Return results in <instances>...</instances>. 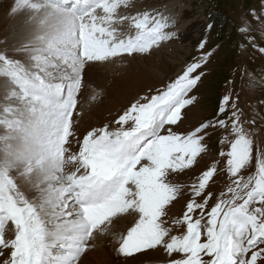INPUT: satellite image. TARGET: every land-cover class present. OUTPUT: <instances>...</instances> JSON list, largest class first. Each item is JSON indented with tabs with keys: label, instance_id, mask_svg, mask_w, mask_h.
Wrapping results in <instances>:
<instances>
[{
	"label": "rangeland",
	"instance_id": "obj_1",
	"mask_svg": "<svg viewBox=\"0 0 264 264\" xmlns=\"http://www.w3.org/2000/svg\"><path fill=\"white\" fill-rule=\"evenodd\" d=\"M53 2L0 0V264H44L51 235L68 228L56 230L64 220H45L19 184L25 142L36 156L49 146L62 156L44 174L56 177L51 191L67 190L88 234L72 264L93 238L112 264H264V0ZM45 6L70 17L56 18L49 38L36 15ZM25 12L43 30L35 42L13 39ZM154 133L140 150L128 145ZM87 175L114 180L93 227ZM150 182L183 188L158 195ZM223 205L240 211L210 220ZM189 217L198 221L188 233Z\"/></svg>",
	"mask_w": 264,
	"mask_h": 264
},
{
	"label": "bare ground",
	"instance_id": "obj_2",
	"mask_svg": "<svg viewBox=\"0 0 264 264\" xmlns=\"http://www.w3.org/2000/svg\"><path fill=\"white\" fill-rule=\"evenodd\" d=\"M177 2L178 1H176V3ZM35 4L38 5L37 3ZM25 14L27 15V19L30 21V24H28L29 21L27 22V20L25 21V23L20 22L21 28L20 27L19 28L21 31L20 30H18L20 32L17 31L18 33H16V35L13 37L14 40L25 39L24 41L26 42L36 41L38 33H41L43 30L35 28V22L32 21L34 16L37 17L39 15L38 17H40V19L44 17L47 20L48 25L45 28H41L45 30L46 38L47 36L49 38L55 36L56 33H59L57 28L55 27L56 18L61 20L62 23L65 25H67L70 18L68 17V14L63 11L62 12H57L55 10L51 11V8L49 6H45L44 8L41 7L38 10V13L36 14L37 16L34 14V12L31 13L25 12ZM2 83L4 87L7 85L5 81H3ZM149 132H153V130ZM25 137L27 139L30 138L29 131L25 132ZM145 137L146 135L143 134L140 137L133 139L132 146L134 147L139 146V144H141L142 140ZM20 151L21 152L20 154H17L16 159L19 162H22V164L30 165L29 167H27V165L25 167H20L19 177H18L20 186L39 198L40 202L43 204L41 205L40 209L42 210V214L44 215L45 220L48 221H53L57 219L64 220L65 223L63 222L57 223L56 230L62 228L64 225L68 226V228L64 230V232H62L60 235L56 236L54 235V233L51 235L50 237L51 239H49L48 241L49 243H48L47 251L45 252L46 255H45L44 264H72L73 261L78 258V254L80 252V249L82 248V244L84 243V240L88 234H86V232L83 231L85 230V226L81 225L82 220L77 218L78 217L77 215L79 214L78 209H74V208L69 209L71 207H69L68 203L66 202L67 200H65V202L63 201L64 198L66 199L65 195L67 190L64 189L63 191L57 189L56 192L50 190V185L54 183L56 177L55 176L51 177L49 175H45L44 173L45 170L50 171L57 168V165L59 163L57 160H54L52 156L51 157L48 156L49 158L46 156L43 157L36 156V152H34L32 148L29 147V144L27 142H25L23 149L21 148ZM55 197H56V201H55ZM96 235L94 237H96ZM97 239L98 238L91 239L92 242H90V247L87 249V251L85 250L86 251L85 255L82 257L83 259L79 262V264L114 263L112 255H110V257L107 256L105 249L100 248L101 245L98 243ZM55 250H56V254H55ZM51 259L54 260L53 263L50 262Z\"/></svg>",
	"mask_w": 264,
	"mask_h": 264
},
{
	"label": "trees",
	"instance_id": "obj_3",
	"mask_svg": "<svg viewBox=\"0 0 264 264\" xmlns=\"http://www.w3.org/2000/svg\"><path fill=\"white\" fill-rule=\"evenodd\" d=\"M199 196H200V198H201V195H196L195 197H196V198H197V197L199 198Z\"/></svg>",
	"mask_w": 264,
	"mask_h": 264
}]
</instances>
